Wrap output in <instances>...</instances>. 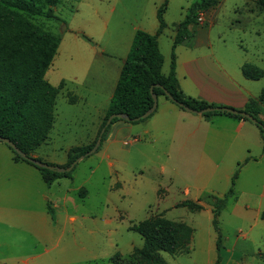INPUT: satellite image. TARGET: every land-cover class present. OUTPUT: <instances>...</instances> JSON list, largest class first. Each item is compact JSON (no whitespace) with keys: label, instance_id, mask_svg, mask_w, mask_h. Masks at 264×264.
<instances>
[{"label":"rangeland","instance_id":"obj_1","mask_svg":"<svg viewBox=\"0 0 264 264\" xmlns=\"http://www.w3.org/2000/svg\"><path fill=\"white\" fill-rule=\"evenodd\" d=\"M28 1L42 11L30 20L61 38L45 78L65 87L56 99L53 130L31 153L55 166L67 160L68 148L83 144L101 123V112L80 97L100 109L101 98L119 76L118 57L126 52L135 28L155 32L157 11L165 0H60L55 6L47 0ZM199 1H168L166 28L158 38L165 73L172 62L176 24ZM202 12L205 24L192 25L190 43L210 45L216 60L233 75L245 62L264 73V9L259 0H220ZM243 81L257 97L264 88V78ZM69 95L78 98L75 104ZM148 121L132 124L129 146L107 143L109 131L100 150L76 165L73 178H60L50 186L36 168L15 164L12 151L0 142V264H144L133 254L144 240L131 227L157 215L194 229L189 253L160 252L168 264H216L219 256L220 264H264V148L255 147L252 162L237 167V146L192 145L168 131L148 136ZM207 157L220 165L215 172ZM237 170L235 195L219 216L223 240L218 252L213 202L224 197ZM186 200L198 202L203 210L177 207Z\"/></svg>","mask_w":264,"mask_h":264},{"label":"trees","instance_id":"obj_2","mask_svg":"<svg viewBox=\"0 0 264 264\" xmlns=\"http://www.w3.org/2000/svg\"><path fill=\"white\" fill-rule=\"evenodd\" d=\"M168 1L165 0L157 11L159 28L155 35L142 30L136 31L109 108L95 140L88 145L71 147L68 151L67 163L55 166L66 169L79 157L86 156L94 147L103 128H105V132L102 142L106 139L114 123L124 121L137 124L150 118L154 113L146 119H142V116L153 106V94L158 98L164 96L184 111H186L184 107L197 112L206 108L214 109L212 112L201 114L206 122H214L217 117H229L253 123L246 117L225 111L226 109L236 110L232 107L209 103L185 95L175 75V47L192 37L189 26L198 24L199 13L207 12L217 6L220 0H201L191 5L188 16L177 25L170 72L168 75L162 73L164 57L159 48L158 36L166 28L163 14L168 6ZM59 2L60 0H47L51 6L57 5ZM259 2L264 9V0H259ZM41 14V9L31 1L0 0V138L10 140L27 156V158L21 157L6 144L13 153L14 161L25 162L35 167L40 172L44 183L50 186L60 178H73L72 172L76 166L71 171L59 172L38 167L28 159L33 158L31 153L47 141L54 124L56 98L64 87L63 82L57 87L52 86L45 78L46 72L53 63L61 38L42 29L30 20V16ZM242 72L247 79L264 78L262 71L248 63L242 66ZM165 91L172 98H169ZM75 101L76 97L69 95V102L74 103ZM263 103L264 88L258 100H249L244 110H238L253 116L256 119L254 124L261 133H264V121L259 116ZM113 114L127 115L129 120L116 118L106 126L107 120ZM37 160L42 162L38 158ZM246 162L247 160L244 163ZM50 165L53 166V164ZM238 175L239 170L232 176L231 187L223 198H214L212 225L217 234L218 252L222 249L223 240L219 216L228 200L235 195L234 186ZM177 207H186L193 212L203 210L202 205L191 200L179 203ZM48 211L53 213L51 207ZM260 218L264 220V211L261 212ZM131 230L137 232L144 240V246L135 249V253H133L144 264H168L160 252L171 255L189 253L194 234V229L191 226L168 220L163 215L149 217L133 225ZM260 256L264 259V254ZM220 262L219 256L216 264H220Z\"/></svg>","mask_w":264,"mask_h":264},{"label":"crops","instance_id":"obj_3","mask_svg":"<svg viewBox=\"0 0 264 264\" xmlns=\"http://www.w3.org/2000/svg\"><path fill=\"white\" fill-rule=\"evenodd\" d=\"M205 20L206 15L204 17V21L200 24H205ZM178 24H176L175 27L176 34ZM158 28L153 33L147 32L145 30L142 31H145L151 35H155L158 31ZM137 30L141 29L135 28L131 43L126 47V52L122 57H118L120 59L121 65L119 76L115 83L112 81L110 92L104 94V96L101 98L102 102L99 104L100 109L98 107V103L90 102L87 97H80V102H82L84 105L94 106L97 111L101 112L99 118V121H101V123L109 108L111 99L120 77L122 67L131 49L133 39ZM189 30L193 31L192 25L189 26ZM163 32L158 36V38L163 34ZM176 34L174 36V39L176 37ZM190 40L191 39H188L178 44L174 49V53L176 52L175 75L180 88L185 95L198 100H204L209 103H216L232 107L236 110H244L249 100H258L260 98L262 91L257 97L256 94L252 91V85H250L249 83H246L247 85H245L244 81L242 82V80H251L247 79L242 72V66L247 62L240 64V70H238V74L233 75L228 71L227 67L216 60L210 45L206 48L200 47L199 45H193L192 43H190ZM99 53H103V50H100ZM95 54H98V52H95ZM163 68L164 63L162 67V73L164 75H168L170 72V68L167 73L163 71ZM161 98H164V101H162ZM77 100L78 98H76L74 104L77 102ZM263 104H261L262 112L259 117L264 121ZM190 114V112L180 109L176 104L167 100L164 96H160L158 98L157 109L154 114L150 118H148L149 125L144 130V133L149 136L151 135L152 131L154 132V134H156V132L158 131H168L171 133L172 137L179 138L180 142L186 140L188 144H203L204 147L209 146V148L225 147L227 150H231L234 146H237L235 149H237L238 152L235 154L236 160H234V163L235 165H237V167H239V165L244 163L246 160L247 162L245 164L247 165L252 162L251 153L253 149H255V147L260 145L262 146V148H264V133H261L259 128L254 123L229 117H226L228 118L226 120H219L217 122H206L204 119L200 117H193ZM101 123L98 127V130L101 126ZM54 124L51 131L54 128ZM98 130L97 132H94V134L89 135L86 138L85 142L80 146L92 143L97 136ZM132 131V124L126 123L124 121L116 122L111 126L110 133L106 142L123 143L125 146H129L131 142H128L127 138L132 135ZM69 149L70 148H68V150L66 151L67 160L59 165H64L67 163ZM34 157L37 158V156L35 155ZM12 160L17 165H25L28 166V168H35L25 162L14 161L13 157ZM207 160L209 161L213 172L219 169L220 165L212 163L210 157H207ZM69 219L73 220L75 219V217H70Z\"/></svg>","mask_w":264,"mask_h":264},{"label":"water","instance_id":"obj_4","mask_svg":"<svg viewBox=\"0 0 264 264\" xmlns=\"http://www.w3.org/2000/svg\"><path fill=\"white\" fill-rule=\"evenodd\" d=\"M165 93H166V95H167L169 98H172L171 95H170L168 92L165 91ZM153 100H154L153 106L151 107L150 110H148V111L142 116V119H146V118H148L149 116H151V115L156 111L157 106H158V97H157L155 94H153ZM184 108H185V110H186L187 112H190V113H198V114H204V113H207V112H212V111H214V109H212V108H206V109H203V110L200 111V112L194 111V110H192V109H190V108H188V107H184ZM225 111L228 112V113H231V114H233V115H241V116H243V117H246L247 119H249V120L252 121L253 123H256V119H254L253 116H251L250 114H248V113H246V112H243V111L240 112V111H238V110H233V109H226ZM116 118L124 119V120H129V118H128L127 115H124V114H113V115H111V116L109 117V119L107 120V122H106V126L110 125L111 122H112L114 119H116ZM104 132H105V128H103V129L101 130V133H100V135H99V137H98V139H97V141H96L94 147L91 149V151H89V153H88L86 156H89V155L95 153V152L99 149V147L101 146V143H102V136H103ZM0 141L3 142V143H5V144H7L9 147H11V148H12L16 153H18L21 157H23V158H27L26 154H25L24 152H22L20 149H18V148L16 147V145H15L13 142H11L10 140L5 139V138H0ZM86 156H81V157H79L78 159H76V160L70 165L69 168H66V169H64V168H59V167H57V166H52V165H49V164L44 163V162H40V161H38L37 159H34V158H28V159H29V161H30L31 163L35 164V165L38 166V167L45 168V169H49V170H56V171H59V172H64V171H71V170H72V169H73V168H74V167H75L80 161H82Z\"/></svg>","mask_w":264,"mask_h":264},{"label":"built area","instance_id":"obj_5","mask_svg":"<svg viewBox=\"0 0 264 264\" xmlns=\"http://www.w3.org/2000/svg\"><path fill=\"white\" fill-rule=\"evenodd\" d=\"M205 14L203 13V12H200L199 13V16H198V19H197V21L199 22V23H202L203 21H204V16Z\"/></svg>","mask_w":264,"mask_h":264}]
</instances>
